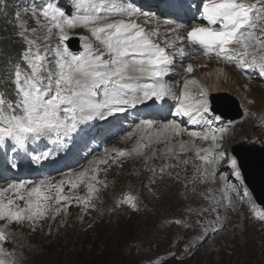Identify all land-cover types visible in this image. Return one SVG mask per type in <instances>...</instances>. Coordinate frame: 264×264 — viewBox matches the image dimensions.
Instances as JSON below:
<instances>
[{
  "label": "snow or ice",
  "instance_id": "1",
  "mask_svg": "<svg viewBox=\"0 0 264 264\" xmlns=\"http://www.w3.org/2000/svg\"><path fill=\"white\" fill-rule=\"evenodd\" d=\"M25 15L34 18L37 27L30 30L17 15L16 19L21 22L16 25L15 35L25 47L19 61L9 65L7 81L14 99L0 92V147L5 150L20 154L44 138L55 139L57 146L63 147L61 142L74 137L90 122L106 121L149 101L155 104L176 99L172 84L165 80L174 64L168 49L175 50L176 45L161 46L157 42L159 33L147 30L138 22L149 13L134 6L131 0H68L67 5L64 0H42L32 6L30 12L25 9ZM196 20L203 23L172 20L164 23L172 25L171 34L181 44L189 46L190 51L233 65L245 74L256 72L264 78V0L255 3L202 0ZM76 28L87 29L90 36L80 37L82 50L71 51L67 41ZM38 31L41 37H36ZM38 39H42V45ZM186 54L183 47L179 48L181 60ZM193 71L192 64L184 67L185 73ZM190 85L199 89L200 99L193 98ZM206 97L205 88L197 80H185L175 115L192 122L203 119L209 112ZM136 129L148 134L144 138L179 136L183 131L180 124L167 121L153 132L154 124L149 119L140 120ZM216 131L208 129L187 134L192 138L211 139L213 148H219ZM167 152L175 155L171 147ZM50 154L47 151L34 154L33 162L47 160ZM143 155L138 146L129 152L117 151L112 162ZM196 155L206 166L201 176L206 178L210 173L215 176L212 166L224 153L197 149ZM101 163L108 161L90 162L91 165ZM232 164L234 167L235 161ZM17 167V164L11 165L13 169ZM98 171L91 166L75 174L69 172L66 179L55 184L48 179L23 180L0 188V221L4 222L0 227V264H22V254L17 255L14 248L5 247L17 238L16 233L8 230L11 225L27 226L35 231L46 219L54 220L62 212L66 213L73 199L83 211L94 210V200L100 191L98 186L102 183ZM165 171L160 169L162 174ZM234 175H240L235 168ZM64 185H68V194L64 192ZM81 185L86 188L85 196L74 193ZM224 199L228 197L225 195ZM123 206L137 210V198L130 193L123 194L116 207ZM227 207L224 205L225 209ZM253 218L264 222V211L253 208ZM217 220L220 222L212 232L218 234L226 224L219 216ZM182 223L177 221L178 225Z\"/></svg>",
  "mask_w": 264,
  "mask_h": 264
},
{
  "label": "rangeland",
  "instance_id": "2",
  "mask_svg": "<svg viewBox=\"0 0 264 264\" xmlns=\"http://www.w3.org/2000/svg\"><path fill=\"white\" fill-rule=\"evenodd\" d=\"M64 3L67 5L65 0ZM138 6L142 11L149 13V21L153 22L152 25L160 23L157 16L153 17L151 14L154 10L143 8L141 3H138ZM157 32L161 43L166 45L172 40L162 33L163 29ZM79 36L87 38L90 33L85 28H76L70 32V37ZM39 44L42 45L43 41ZM184 67L183 65L180 77H174L175 85L184 82L182 75L188 74L184 72ZM251 81L255 82L254 84H260L259 80ZM239 86L240 92L236 90L238 96L230 94L238 100L236 102L242 118L232 122L233 128L229 129L226 139L217 149L216 153L223 152L224 155L217 164L212 166L215 176L208 175V183L188 177L195 167L197 171L204 170L196 154L192 157L196 159L197 164L189 162L183 164L180 158L177 163L171 162L170 165H167L166 158L163 160L159 154L156 158L147 153H144L142 157L126 156L118 159L114 169L113 149L119 148L129 152L133 147L132 141H113L108 147L109 142L121 133L114 135L113 132L109 134L101 132L104 140L92 159L91 157L83 158L78 152V158L82 157V161L75 163L63 173L59 171L45 179L55 184L66 179L69 172L75 174L87 167L95 166L103 179H107L104 178L107 175L117 174L119 187L109 188L114 181L108 183L98 178L102 183L98 186L100 191L94 200V210L83 211L77 205L78 214L74 215L75 206L71 207L67 213L62 212L54 220L49 218L48 223L43 221L35 231L31 232L33 237H28L25 241L23 236L26 237V234L22 231L30 228L13 224L8 230L16 233L18 239L6 244L5 247L9 250L13 248L19 250L18 255L22 254V264H82V262L83 264H264V222L258 220L257 222L251 217L253 208L256 211L260 210L249 196V192L243 188L240 175L238 177L234 175V168L235 171L238 170L236 163L233 167L234 159L228 154L238 143L264 147V109L247 112L244 99L241 97L244 90L242 85ZM178 89L179 86L175 87V91ZM215 101L227 104L231 115L237 114V110L233 109V103L229 99L216 98ZM252 108L253 104L247 106V109ZM249 115H252V118ZM244 119L245 122H243ZM45 139L48 144H54L52 139ZM38 144H42V141ZM35 147L36 143L30 145V151L34 152ZM105 149L108 152H105ZM15 160L11 161L15 162ZM99 160H107L108 163L90 164L92 161ZM179 164L181 167L178 166ZM4 165L11 166L12 163L5 161ZM183 165L192 166L185 168ZM161 168L166 170L165 173L160 172ZM185 170H189L188 173ZM153 173L159 178V185L154 186ZM40 180L29 181L39 182ZM115 181H118L117 177ZM7 185L0 182V188H5ZM229 185L233 187L229 188ZM136 187L139 191L137 200L142 199V204L137 202V210L126 206L117 208V201L121 198H114V195H117V188L123 194L125 191L130 193ZM64 192L68 194V185H64ZM74 193L80 196L87 194L83 185L74 190ZM207 193L215 195L216 201L215 196L210 197ZM225 195L228 199H224ZM73 202L76 203L74 199L71 203ZM19 203L22 205L23 202ZM226 204L227 209L224 208ZM112 207L116 210L115 213H112ZM213 208L216 210L213 211ZM217 216L226 224V227L218 234L212 232L210 236L209 233L205 236L206 231L210 232L218 226L220 221L217 220ZM177 221L183 223L178 225ZM3 224L4 222L0 221V227ZM205 225L207 229H202ZM32 242L39 247L32 245ZM71 242L81 246L88 243L91 253H81L78 249L64 250L58 255L54 253L53 248L57 249L58 246ZM95 246L103 247L102 253L94 252ZM40 248H43L41 252H39ZM54 259L57 260L54 261ZM84 259L87 260L83 261Z\"/></svg>",
  "mask_w": 264,
  "mask_h": 264
},
{
  "label": "bare ground",
  "instance_id": "3",
  "mask_svg": "<svg viewBox=\"0 0 264 264\" xmlns=\"http://www.w3.org/2000/svg\"><path fill=\"white\" fill-rule=\"evenodd\" d=\"M65 1L68 3V0H65ZM11 21L13 22L12 17H11ZM151 23H153V22H151ZM32 28L33 27H30V30ZM170 31L171 30L169 28H166V29H163L162 33L165 34V35H169ZM177 41H178V39H177ZM0 53L3 54L2 51H0ZM185 63H186V66L188 64H192L193 68H195V69H194L192 75H190V76L188 74L182 75V78H183L184 81L185 80H192V79L197 80L199 82V84L205 88L207 94L225 92V93L236 94L238 96V92L236 90H238L240 92V90H239L240 86L239 85H242V88H243L244 92H243V94L241 93L242 94L241 97H242V99H244V105L246 106L245 110L247 112H251V111H260V110L264 109V92L260 89V85L259 84H254L255 82L252 83V81H248V80H245V79L241 78L231 68V66L224 65L222 61H217L215 58L211 59V60L199 59V61L197 63H193V62H190V61L185 62ZM249 104H253V108L252 109H247V106ZM166 107H167V105H166ZM151 109H155V108L153 107ZM144 110L146 112L150 111V109H144ZM249 116L252 118V115H249ZM243 122H245V119L243 120ZM153 132H155V130H153ZM144 137H145V135H142L140 137V141L141 142L142 141H146V140H148V142H149V141L154 140V139L169 138V137H171V134H168L166 136H161V137H157L155 135H152V136H150L148 138H144ZM129 139H131V137H128L127 134H122L121 136L118 137V141H123V142H127ZM180 141H181L182 144H184V139L182 137H181ZM135 142H139V141L136 140ZM156 142L158 143V140H156ZM166 142L167 141H165V145H168V146H172V144L175 143V142H173V143L169 142V144H167ZM155 147H156V145H155ZM161 148H162V145L157 146L156 149H154V150L157 151V150H159ZM197 149H198V146H196V145H193L192 148H190L189 150L184 148V153L183 154L185 156H187L189 153L195 152L194 150H197ZM144 152H146V151H144ZM165 158L167 160V165H170L171 162L177 163L179 161V155L178 154H175V155L171 154L169 156H165ZM178 166L181 167V164H179ZM190 166H192V165H189V166L183 165V167H185V168H188ZM204 170L203 171L202 170L197 171L196 167H195L192 170V172L188 175V177L190 179L199 180V181H202V179H206V183H208L209 182L208 175H207L206 178L201 176V173L204 172ZM188 171H186V172L188 173ZM116 177L117 176H115V175H107V176L104 177V178H107V179H103V180L105 182H108V183H110L111 181H114L113 183H111L109 188H112L113 186L118 187V181L117 182L115 181ZM169 183H171V182H169ZM185 188H188V187H185ZM165 189H164V191H165ZM117 190H118V188H117ZM208 195L210 197H214L215 196V195L210 194V193ZM215 198H216V196L214 197V200H215ZM115 212H116V210L112 207V213H115ZM202 229H207V226L206 225L203 226ZM68 249H73V247L69 245Z\"/></svg>",
  "mask_w": 264,
  "mask_h": 264
},
{
  "label": "water",
  "instance_id": "4",
  "mask_svg": "<svg viewBox=\"0 0 264 264\" xmlns=\"http://www.w3.org/2000/svg\"><path fill=\"white\" fill-rule=\"evenodd\" d=\"M69 46H73L72 41L69 42ZM215 111L232 120L241 116L240 112L229 115L228 111L221 107H215ZM232 153L238 160L245 184L253 191L257 203L264 207V150L239 144L233 148Z\"/></svg>",
  "mask_w": 264,
  "mask_h": 264
},
{
  "label": "trees",
  "instance_id": "5",
  "mask_svg": "<svg viewBox=\"0 0 264 264\" xmlns=\"http://www.w3.org/2000/svg\"><path fill=\"white\" fill-rule=\"evenodd\" d=\"M6 5L3 6V11L0 12V51L3 52V54L0 53V58L2 60L6 59V57H9L14 53V51L22 52L20 51L21 43L22 41L16 37L15 33L17 31L16 25L18 24L17 20L11 21V10L9 9V3L10 0H1ZM33 28L34 25H31ZM14 50V51H13ZM5 61L0 62L2 65Z\"/></svg>",
  "mask_w": 264,
  "mask_h": 264
}]
</instances>
